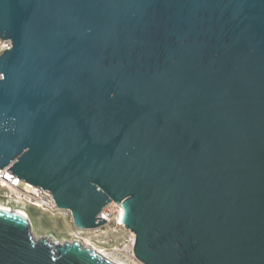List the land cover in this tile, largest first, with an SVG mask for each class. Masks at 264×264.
<instances>
[{
    "label": "water",
    "instance_id": "obj_1",
    "mask_svg": "<svg viewBox=\"0 0 264 264\" xmlns=\"http://www.w3.org/2000/svg\"><path fill=\"white\" fill-rule=\"evenodd\" d=\"M0 168L79 230L122 203L141 264H264V0H0ZM0 264H118L0 209Z\"/></svg>",
    "mask_w": 264,
    "mask_h": 264
},
{
    "label": "built area",
    "instance_id": "obj_2",
    "mask_svg": "<svg viewBox=\"0 0 264 264\" xmlns=\"http://www.w3.org/2000/svg\"><path fill=\"white\" fill-rule=\"evenodd\" d=\"M11 48V43L7 39L0 37V56L5 51ZM3 78V74L0 73V81ZM9 168H0V204L6 206L14 211L24 212L31 221V214L29 213L30 208L35 209V204H45L55 207L56 211H63L62 218L58 220H65L74 225V220L69 219V213L72 210H63L55 204V200L50 199L51 193L38 188L37 186L23 182L19 177L8 171ZM73 213V212H72ZM124 214V208L122 203L112 202L108 206L104 207L98 217L105 220V224L101 227L90 230L95 233L96 237L102 238L100 241L106 244H119V248L125 249L126 245H129L130 252L128 253L130 257L136 259L134 255V247L136 242V237L134 233L127 230L122 223V215ZM77 229V228H76ZM87 230H78L77 233L79 237L76 240H84L81 233ZM129 231L128 236H124L123 232ZM96 246V245H95ZM101 250L105 251L104 247H99ZM127 249V248H126ZM125 249V250H126Z\"/></svg>",
    "mask_w": 264,
    "mask_h": 264
},
{
    "label": "rangeland",
    "instance_id": "obj_3",
    "mask_svg": "<svg viewBox=\"0 0 264 264\" xmlns=\"http://www.w3.org/2000/svg\"><path fill=\"white\" fill-rule=\"evenodd\" d=\"M29 213L31 214V221L33 224V231L36 234V236H46L48 234H53L54 237L60 241H68L71 240V242L74 241H87L89 244L93 246H99L104 247L106 254H108L110 257L115 258L116 260H119L123 262V264H141L140 261L137 259H133L128 254L130 252L129 245H126L125 249L119 248V244H106L100 241L102 238H97L95 233L92 231H84L81 233V236L84 240H76L77 237H79V234L77 233V229L74 226H66L65 220H58L54 219L53 217H50L46 214H43L39 211H37L34 208L29 209ZM124 236L129 235V231L123 232ZM95 246V247H96Z\"/></svg>",
    "mask_w": 264,
    "mask_h": 264
},
{
    "label": "bare ground",
    "instance_id": "obj_4",
    "mask_svg": "<svg viewBox=\"0 0 264 264\" xmlns=\"http://www.w3.org/2000/svg\"><path fill=\"white\" fill-rule=\"evenodd\" d=\"M8 42L11 43V48L9 49V50H11V49L13 48V43H12L11 40H8ZM6 52H7V51H6ZM50 199L55 200V198L53 197V194H52V193H51V195H50ZM55 204H57L56 201H55ZM57 206H58V205H57ZM58 207H59V206H58ZM59 208H60V207H59ZM0 209H2V210H7V211H14V210H12V209L7 208L6 206H3L2 204H0ZM35 209H36L37 211L43 213V214H46V215H48V216H50V217H53L54 219L62 218V213H63V211H56L55 207H52V206H49V205H45V204H38V205L35 204ZM62 209H63V210H70V209H68V208H62ZM17 212H19V211H17ZM19 214H20V215H23V216H25V217H28L24 212H19ZM69 219L74 220V219H73L72 212L69 213ZM31 223H32V221H31ZM78 230H79V229H78ZM79 242L83 243L85 246L87 245L88 248L94 249V250H96L97 252L103 254L104 256H106V258H108V259H110V260H112V261H114V262H116V263H118V264H123V262H121V261H119V260H116L115 258L110 257L108 254H106L105 251L101 250V249L98 248V247H95V246L89 244V242H87V241H79Z\"/></svg>",
    "mask_w": 264,
    "mask_h": 264
},
{
    "label": "crops",
    "instance_id": "obj_5",
    "mask_svg": "<svg viewBox=\"0 0 264 264\" xmlns=\"http://www.w3.org/2000/svg\"><path fill=\"white\" fill-rule=\"evenodd\" d=\"M66 226L68 227V226H72V225L66 221Z\"/></svg>",
    "mask_w": 264,
    "mask_h": 264
}]
</instances>
